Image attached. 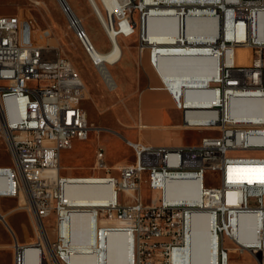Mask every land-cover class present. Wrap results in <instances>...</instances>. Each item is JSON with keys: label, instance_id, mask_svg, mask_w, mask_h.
Returning <instances> with one entry per match:
<instances>
[{"label": "built area", "instance_id": "obj_1", "mask_svg": "<svg viewBox=\"0 0 264 264\" xmlns=\"http://www.w3.org/2000/svg\"><path fill=\"white\" fill-rule=\"evenodd\" d=\"M89 1L106 32L111 28L118 39L138 37L141 56L148 53L159 76L166 46L203 61V74L212 77L191 103L185 95L170 93L182 110L185 127L210 134L197 144L179 146L125 139L135 159L116 166H108L100 144L93 168L104 170L103 175H63L62 151L93 131L82 105L86 85L70 59L49 40H23L18 14L0 15V138L11 160L0 164V198L23 195L21 209L37 232L32 242L20 241L0 212L11 231L13 264H76L74 259L80 264H109L113 245L121 254L117 264L126 258V264H191L197 216L208 220L214 264H230L235 252L263 255L264 156L239 153L264 152V118L237 115L234 105L264 103V0ZM65 11L85 46L89 36L83 22L74 18L68 3ZM189 17L197 21L192 36ZM151 18L173 25L163 30L164 35L152 37ZM214 34L215 41H209ZM242 48L252 50L247 65L237 62ZM91 61L105 67L114 64L97 53ZM107 83L111 90L118 87L114 80ZM80 182L100 185L103 194L109 190L112 196L93 205L74 203L68 187ZM174 183L187 185L191 197L169 198L168 188ZM145 188L151 192L148 201ZM86 214L87 236L73 224ZM245 227L250 236L255 233L257 246L242 238ZM259 264H264V257Z\"/></svg>", "mask_w": 264, "mask_h": 264}, {"label": "rangeland", "instance_id": "obj_2", "mask_svg": "<svg viewBox=\"0 0 264 264\" xmlns=\"http://www.w3.org/2000/svg\"><path fill=\"white\" fill-rule=\"evenodd\" d=\"M74 13L81 19L88 35L92 39L96 48L107 51L111 47L110 38L101 22L96 16L92 3L89 0H65ZM18 14L22 23L21 37L26 42L49 43L58 48L61 53L70 59L78 74L86 85V97L82 102L87 111L89 120L93 125V131L86 140H75L71 148L66 149L61 154V167L63 174L74 173L76 176H93L104 174V170H94L96 152L101 144L106 149V163L108 166L116 164H126L134 160L133 151L125 144L128 133L152 132V129H140V123L148 122L141 116V99L144 93H155L157 90L153 86H165L161 77L153 69L148 60V53L143 57L138 52V37L118 39L122 48V58L120 62L109 66L111 76L116 80L118 87L115 90L109 89L100 74V69L91 61L92 57L82 40L75 33L71 26L67 13L60 0H0V15ZM162 18L151 19L150 35L160 37L162 27L167 24ZM231 50L228 51L230 56ZM193 62L189 68L183 69V83L188 87H203V82H196L197 76H193L197 58L192 57ZM252 60V50L242 48L238 54L237 62L247 65ZM97 66V67H96ZM192 66V67H191ZM185 71V72H184ZM102 73V72H101ZM187 75V76H186ZM157 89V88H156ZM167 91V90H166ZM200 91V90H198ZM174 103V102H173ZM235 113L248 116L257 115L258 104L245 102L235 104ZM166 119H162L161 114H155L152 119L156 124L180 123V110L167 107ZM155 130L162 134L167 133L171 141L195 142L203 135L210 134L205 129H170L155 127ZM245 156H264V152H242ZM0 164H11L8 150L2 138H0ZM116 174L117 170H112ZM151 192L145 188L144 198L148 201ZM19 199L10 197L0 198V212H10L6 219L18 238L22 242H32L37 232L33 226L32 219L27 211L18 209ZM93 205V203H80ZM90 217L89 214L82 218V221L73 220L74 228L85 229L88 235ZM54 222H50V226ZM248 228V227H247ZM246 227L242 230V238L246 239ZM51 239L55 238V233L50 230ZM254 239L249 241L255 245ZM11 231L6 224L0 220V264H13ZM264 257L261 252L253 253L245 251L235 252L232 255L230 264H259V259Z\"/></svg>", "mask_w": 264, "mask_h": 264}, {"label": "bare ground", "instance_id": "obj_3", "mask_svg": "<svg viewBox=\"0 0 264 264\" xmlns=\"http://www.w3.org/2000/svg\"><path fill=\"white\" fill-rule=\"evenodd\" d=\"M60 1H61L62 5L64 7V10H65V4L67 2L65 0H60ZM92 6L94 8L93 3H92ZM94 11H95V9H94ZM74 18H79V17L74 13ZM151 19H157V18H151ZM151 19H150V21H151ZM187 24H188L189 34L191 36L194 35V33L197 32L196 30H194V28L197 25V21L195 19L189 17ZM172 25H173V22L167 20V24L164 27H162V31L165 30L166 28L172 26ZM149 29H150V22H149ZM107 34L109 35V38H110L111 42L113 43V46L109 50L102 51V50L96 48V46L93 43L92 39L88 35V32H87V35L89 37H85V47L89 51V53L91 54L92 59H96V53H97V55L101 59H107L111 63L116 64V63L120 62V60L122 58V53H123L122 52V48L120 46L118 37L116 36V32L114 30L109 28ZM77 35L83 42V35H81V34H77ZM260 37H263L262 33L260 34ZM215 38H216V34L212 35L209 41L214 42ZM230 48L227 50V56H228V51L231 50ZM163 51H165V54H166L163 58L168 57V56H172V57L181 56V53L184 52V51H182L180 49L177 50V49L171 48L169 46H166L165 50H163ZM184 57H186V58H188V57L197 58L196 56H192V55L191 56L190 55L189 56H184ZM197 61L198 62H196L195 66H194V64H193V67L191 66L192 67L191 70H194L193 71L194 74H192V75L193 76H197L198 78L195 79L196 82H200L201 81V82L204 83V86L203 87H186V86H184V87H182L181 92H180L179 95L176 94L170 87H168L165 84L166 83V78L160 71L162 61L160 62V66H159V72H160V75H161L160 77H161V80H162L163 84H165V88L169 92H173L177 98H180L182 95H185L187 103H191V100H192L191 98H194L196 96L194 94L195 93H200V91L203 90V88L207 85L208 81L212 77V74L211 75H204L203 74L204 73V68H205L204 64H203V61H201L200 58H197ZM97 66L96 67L99 68V69H100V67L102 68V73L101 74L104 75L103 76L104 79L106 78L105 79L106 83L107 82H113V80L116 81L114 79V77L111 76V74H110L109 65H107L105 67L103 65V63H101L100 65H97ZM184 68H189L190 69L189 66H184ZM107 84H109V83H107ZM188 89H190V90L188 91ZM195 90H200V91H195ZM248 102H254V101H248ZM254 103H256V102H254ZM236 104H241V103H236ZM256 104H258V113H259L257 115L248 116V115H244V114H241V113H235V114L241 115V116H246V117L261 116V117L264 118V103H256ZM234 112H235V108H234ZM80 181H82V180H80ZM83 181H97V180H83ZM80 183L95 184V183H89V182H80ZM74 184L75 183H73L71 185H74ZM71 185H69V186H71ZM186 186L187 185L177 184V183L171 184L169 186V188H168L167 196L169 198H171V199H180V200L189 199L191 197V195L188 192ZM68 189H69V187H68ZM100 191H101V187H100ZM101 193H102V191H101ZM110 193H112V192L108 190V192L106 194L102 193V196H108L109 197V196H111ZM25 201H26L25 197L23 195H21L17 208L21 209L24 206ZM1 214H2L3 217L6 218V215L9 214V212L6 213V214H3L1 212ZM193 223H194L195 231H194V243H193V250H192V256H191V264H214L216 249H215V247L213 245V242H212V240L210 239V236H209V231H208L209 225H208L207 218L204 217V216H197V217L194 218ZM247 237H250V238H246V240L248 239L247 242H249V241L254 239L255 233H253V234L251 233V236L249 235ZM243 239H244V237H243ZM254 241H255V245L254 246H257L259 243L255 239H254ZM251 245H253V244H251ZM120 256H121V254H120L119 250L115 247V245H113L111 247V251H110L109 264H117V259ZM125 258H126V255H125ZM126 260H127V258L124 259V263L123 264H126ZM74 262L76 264L82 263L80 260H77V259H74Z\"/></svg>", "mask_w": 264, "mask_h": 264}, {"label": "crops", "instance_id": "obj_4", "mask_svg": "<svg viewBox=\"0 0 264 264\" xmlns=\"http://www.w3.org/2000/svg\"><path fill=\"white\" fill-rule=\"evenodd\" d=\"M161 20L166 21V19L164 18H162ZM162 35H164L163 31H162ZM138 52H139V55L141 56L139 47H138ZM192 62H193L192 57L186 58L184 56H175V57L168 56L162 59L160 71L166 78V85L170 87L178 95L180 94L182 87L184 86L188 87V84L183 83L184 80H183V70L182 69H184V66H187ZM152 89L157 90V92L144 93L141 99V116L148 122V124L147 123L139 124L140 129H143V128L152 129V132L146 134L144 133L145 130L141 133L134 131V132L128 133L129 137L125 139L141 140L143 142L151 143L154 145H165V146H179V145L199 143L201 141V138L205 135H203L200 138V140L195 141V142H185L183 140L179 142H174V141H171L170 136L167 133L160 134L155 130V127H162L167 131L170 129H181V130L187 131L192 128H187L183 124L182 110L177 107L171 93L165 88V86H153ZM189 90L190 89H188V91ZM195 91H198V90H195ZM167 107L180 110L181 122L180 123H167V124L153 123L152 119L154 118L155 114H161L163 116L162 119L164 120L167 118L166 117L167 112L165 110ZM116 165H119V164H116ZM62 169H61V173H62ZM63 175L76 176L74 173L63 174ZM68 191H69L68 193L71 197V200L74 203H78V204L79 203L97 204L100 201L104 200V198L108 197V196H102V193L100 191V186L96 184L75 183L74 185L69 186ZM110 195L112 196V193H110ZM6 213L8 212H5L3 214H6ZM12 255H13V252H12Z\"/></svg>", "mask_w": 264, "mask_h": 264}]
</instances>
